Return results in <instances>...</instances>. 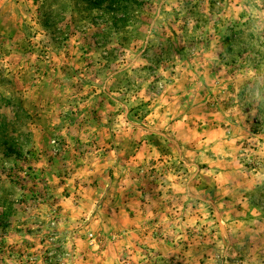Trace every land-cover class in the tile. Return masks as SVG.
<instances>
[{"label":"rangeland","instance_id":"374dc122","mask_svg":"<svg viewBox=\"0 0 264 264\" xmlns=\"http://www.w3.org/2000/svg\"><path fill=\"white\" fill-rule=\"evenodd\" d=\"M0 264H264V0H0Z\"/></svg>","mask_w":264,"mask_h":264},{"label":"trees","instance_id":"16d2710c","mask_svg":"<svg viewBox=\"0 0 264 264\" xmlns=\"http://www.w3.org/2000/svg\"><path fill=\"white\" fill-rule=\"evenodd\" d=\"M131 3H132V1H126V9H128L129 7L128 6H131Z\"/></svg>","mask_w":264,"mask_h":264}]
</instances>
